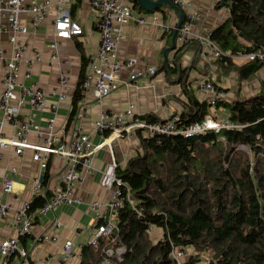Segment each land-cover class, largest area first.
Segmentation results:
<instances>
[{"label": "trees", "instance_id": "1", "mask_svg": "<svg viewBox=\"0 0 264 264\" xmlns=\"http://www.w3.org/2000/svg\"><path fill=\"white\" fill-rule=\"evenodd\" d=\"M132 2L140 9L136 0ZM223 6L229 8V16L212 28V39L232 55L264 50V0H218L216 7ZM196 44H180L176 66L186 48H197L199 54ZM214 63L217 72H234L246 80L262 69L264 59L237 63L223 56ZM201 71L210 76L209 65ZM186 83L187 101L174 113L180 115L179 125L202 120L212 108ZM80 99L81 85L74 96L76 102ZM222 108L242 127L164 135L160 143L141 138V149L117 168L126 183L124 192L129 189L134 204L126 200L114 213L118 231L100 237L97 244L82 245L80 264H102L105 249L118 244L127 248L118 264H175L177 248L192 250V264L201 261L203 254L210 264H264V82L256 94L219 102L216 114ZM142 117L161 120L149 113ZM49 194L50 190L47 196L35 198L30 212L44 206Z\"/></svg>", "mask_w": 264, "mask_h": 264}, {"label": "crops", "instance_id": "2", "mask_svg": "<svg viewBox=\"0 0 264 264\" xmlns=\"http://www.w3.org/2000/svg\"><path fill=\"white\" fill-rule=\"evenodd\" d=\"M123 1L129 4L136 13L146 14L148 22L142 25L136 21H130L122 26L124 38L120 41L119 54L123 58L138 56L140 63L136 65V68L154 66L156 71L152 75L138 77L134 80L129 78L130 71L128 69L122 71L110 95L101 102L95 99L92 90L86 93L83 87V79L89 60L94 56L100 44V33L95 28L99 12L92 6L90 0H67L65 3L73 11V17L82 24L84 32L81 35L59 40V58L54 63L51 62L50 42L54 34V19L58 10V0H51L49 14L38 28L32 26L30 13L21 14V19L29 26V32L23 36V39L30 46L36 47L42 54V60L31 66L32 77L27 79L22 72L21 79L25 80L27 84L36 81L40 87L50 93L45 107L35 111L36 122L40 124L45 134L47 120L53 115L51 103L58 102L56 128L61 129L65 139L68 140L72 133L74 112L78 107H82L84 113L83 117L79 119L82 132L88 134L94 144L105 143L93 156V174L87 175L77 183L75 192L81 198V202L61 204L53 210H36L34 213L36 218L31 233L21 237V244L28 249V255L24 258L14 257L11 264H60V255L67 239L74 241L78 253L81 251L82 245L89 242L95 233L96 218L90 203L95 200L105 203L110 195V191L101 184L104 169L113 158H115L118 168L124 167L128 159L141 149V141L137 139L138 135L135 133L129 136L125 134L118 136L115 133L110 135L111 133L100 134L94 131V122L103 110L123 111L130 103H134L135 111L140 116L149 113L163 119L176 112L179 113L184 108V101H187L183 85L185 81L187 82L186 85L193 89L200 100H207L199 85L205 75L201 69H204L206 65L210 66V76L213 81V74H217L215 81L225 89L229 100L245 98L261 90L264 75L261 76L257 73L256 76L240 80L238 74L234 72L221 74L216 70L214 63L216 60L205 56L198 44L196 45L200 48L199 54H197V48H186L180 55L181 64L176 66V53L181 46L177 38L176 47L166 53L168 57V63H166L164 51L171 46L172 36H169V31L156 25L153 21L168 22L175 26L179 19V13L169 5L149 12L139 6L141 10L133 7L132 0ZM217 2L218 0H191V7L187 8L186 11L198 9L202 14L197 23V30L211 31L212 28L228 18L229 8L227 6L216 7ZM10 36V31L0 32V49L5 50L7 54L11 53L12 48ZM27 54H30V49ZM234 61L237 63L246 62L243 57H238ZM170 66H174V69L171 70ZM185 69L188 70L183 73ZM61 71H65L68 76L67 90H63L58 82ZM182 73L185 80L182 78ZM224 77L230 78L233 83V90L220 82L221 80L223 82ZM79 85H81V99L76 102L74 96ZM2 89L3 85L0 82V92ZM61 91L66 93V98L62 100L59 98ZM30 112V105H27L23 113L28 115ZM221 112L226 118L228 110L220 109L217 113L219 117ZM3 129L8 136L14 134L10 125H5ZM29 141L41 143L43 134L40 135L32 131L29 134ZM109 142H111L112 150ZM2 152L0 180H3L4 177L13 179L14 192L6 193L1 190V198L17 207L30 198L32 179L39 173L40 165L33 160V149L31 148H26L23 153L18 154L13 146H9L4 148ZM66 164L67 161L62 156L53 155L51 157L44 176V181L50 191L61 186L60 173ZM12 167H16L18 172H12ZM104 211L108 215L109 212L106 208ZM13 222L14 210L10 212L7 218H0V239L17 234ZM57 222L61 223L60 227L56 225ZM41 235H46L48 238L40 239ZM80 260L75 255L71 258L70 264H80ZM2 261L3 257L0 255V264Z\"/></svg>", "mask_w": 264, "mask_h": 264}, {"label": "built area", "instance_id": "3", "mask_svg": "<svg viewBox=\"0 0 264 264\" xmlns=\"http://www.w3.org/2000/svg\"><path fill=\"white\" fill-rule=\"evenodd\" d=\"M67 0H58V10L54 19V34L50 42L51 62L59 58V40L81 35L84 28L80 21L75 19L72 11L65 3ZM99 16L95 28L100 33V44L94 56L89 60L83 87L85 92L92 90L97 101L101 102L108 97L116 86L117 78L124 70L130 71L131 80L138 77H147L156 71V67L149 66L136 68L140 63L138 56L123 58L119 54L120 41L124 38L122 26L130 21L139 24H147L148 18L144 13H136L133 8L123 0H90ZM185 11L184 21L178 29L177 41L186 45L192 42L197 43L202 53L214 60H220L223 56H231L233 59L243 57L246 61L263 60L264 50L257 49L241 55H232L229 50H223L216 41L212 39L211 31L197 30V23L201 17V11L192 9L191 0H172ZM51 0H0V32L10 31L12 43L11 53L0 49V82L3 89L0 92V168L3 158L2 150L13 146L18 154L26 148L33 149V160L40 165L39 173L32 179L31 196L20 206H13L4 201L0 194V218L5 219L14 210V225L17 234L0 239V255L3 257L2 264H11L14 257L24 258L28 255V249L21 244V237L31 233L35 214L30 212L31 203L38 196H47L48 187L41 179L45 176L50 159L53 155H59L66 159V167L60 173L61 186L50 191L44 206L39 211L53 210L61 204L80 203L81 198L76 194L77 183L87 175L93 174L92 159L94 154L104 146V143L94 144L89 135L83 133L79 119L83 117L84 110L78 107L72 123L71 137L67 140L61 129L56 128V116L58 102L51 103L53 115L47 120V131L44 132L35 120V111L45 107L48 95L46 89L39 86L36 81L27 84L21 79L24 72L25 78L32 77L31 66L42 60L41 52L23 39L29 32L28 24L21 19L22 13L31 14V22L34 28H38L42 21L48 16ZM156 25L172 31L175 26L168 22L153 21ZM30 49V54L27 51ZM58 82L63 90L68 89V76L61 71ZM201 90L205 93L207 101L212 105L211 112L202 120L179 125V114L170 115L161 120H148L138 115L135 111V104L130 103L123 111L103 110L94 122V131L100 134L115 133L118 136L123 134L129 136L137 134V139L142 137L153 138L156 142H162V136L171 134H182L185 136L204 133L208 130L219 132L222 128L238 129L242 125L228 117H219L216 114L217 105L227 99L224 88H220L209 75L204 76L200 83ZM57 92V90H55ZM60 100L66 98V93H59ZM27 105H30L31 112L28 115L23 113ZM10 125L14 134L8 136L4 132V126ZM35 131L43 134L41 143L29 141V134ZM221 140L225 141L223 136ZM112 150L111 142H109ZM242 148L250 151L246 146ZM118 164L115 158L106 166L101 176V184L110 191L109 198L105 203L95 200L90 203L91 209L95 212L96 230L89 242L97 244L100 237L110 236L118 231V226L113 220L114 213L122 208L126 200L132 205L129 189L124 192L123 185L126 183L117 173ZM12 172H18L16 167L11 168ZM14 180L4 177L0 180V191L6 193L14 192ZM104 208L108 210L105 214ZM58 227L61 223L57 222ZM40 239H47L41 235ZM75 243L67 239L63 245L60 255V264H70L71 258L77 255L82 257L81 251L76 252ZM127 248L124 244L109 246L105 249L106 260L102 264H118L124 259ZM175 264H192L189 261L190 252L186 249L177 248L173 251Z\"/></svg>", "mask_w": 264, "mask_h": 264}, {"label": "water", "instance_id": "4", "mask_svg": "<svg viewBox=\"0 0 264 264\" xmlns=\"http://www.w3.org/2000/svg\"><path fill=\"white\" fill-rule=\"evenodd\" d=\"M138 3V6L142 8L145 11H156L159 10V8H162L164 5L171 6L175 11L179 13V19L177 21L176 27L174 28L173 35H172V44L171 46L167 47L164 51L165 53V62L168 63V57L166 55L167 51L172 50L176 47V37L179 27L184 21L185 17V11L181 9L178 5L172 2V0H136ZM222 3L225 2V0H221ZM41 179L44 181V175H42Z\"/></svg>", "mask_w": 264, "mask_h": 264}, {"label": "rangeland", "instance_id": "5", "mask_svg": "<svg viewBox=\"0 0 264 264\" xmlns=\"http://www.w3.org/2000/svg\"><path fill=\"white\" fill-rule=\"evenodd\" d=\"M176 26V25H175ZM258 74L259 75H264V66L262 67V69L258 72ZM256 76V75H255ZM213 79L215 80V79H217V74L215 73V74H213ZM260 77V76H259ZM225 79L223 80V82H222V80L220 81L221 83H223L224 84V86L225 87H227V85L231 88L230 90H233L232 88H233V83L231 82V80H230V78H226V77H224ZM225 81V82H224ZM222 113V112H221ZM220 115V114H219ZM224 114L222 113L221 115H220V117H223L224 118ZM247 152L249 153V151L247 150ZM113 219H114V221H115V215L113 216ZM161 229V228H160ZM158 230V229H157ZM159 231H161V230H159ZM152 239H154V240H156L157 238H155V236L154 235H152ZM192 250L190 249L189 250V252H191ZM207 254H203V257H202V259H201V261H199L198 263L199 264H210L209 263V259H207Z\"/></svg>", "mask_w": 264, "mask_h": 264}]
</instances>
